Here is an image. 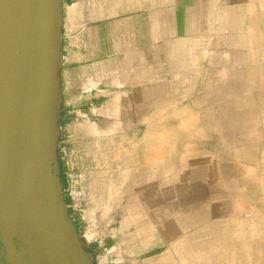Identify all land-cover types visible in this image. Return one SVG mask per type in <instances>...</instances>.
Instances as JSON below:
<instances>
[{"label":"crops","instance_id":"obj_1","mask_svg":"<svg viewBox=\"0 0 264 264\" xmlns=\"http://www.w3.org/2000/svg\"><path fill=\"white\" fill-rule=\"evenodd\" d=\"M243 3L62 0L63 196L75 211L88 179L97 187L90 204L108 211L98 223L111 264H225L227 220L249 209L213 201L227 191L212 185V125L224 115L182 93L210 73L205 45L231 40Z\"/></svg>","mask_w":264,"mask_h":264},{"label":"water","instance_id":"obj_2","mask_svg":"<svg viewBox=\"0 0 264 264\" xmlns=\"http://www.w3.org/2000/svg\"><path fill=\"white\" fill-rule=\"evenodd\" d=\"M62 0H0V233L31 264H94L59 161Z\"/></svg>","mask_w":264,"mask_h":264},{"label":"rangeland","instance_id":"obj_3","mask_svg":"<svg viewBox=\"0 0 264 264\" xmlns=\"http://www.w3.org/2000/svg\"><path fill=\"white\" fill-rule=\"evenodd\" d=\"M243 5V12L238 14L239 17L243 15L242 23L236 31H230L231 40L226 42L225 33L222 32V38H212L208 47L205 45L204 54L210 73L196 82L194 90L182 93L185 94L182 104L212 107L216 112L222 110V125L219 120L212 125L218 126L212 129V185L214 189L226 187L227 191L212 194L213 201L245 202V208L248 207L249 211H240L237 217L227 220L228 239L230 241L231 236L242 229L247 230L252 223L256 224V240L254 238L249 248L263 257L264 0H245ZM236 108H242V111ZM221 115L212 114L213 117ZM225 173L227 178L224 177ZM76 180L70 176L67 184L74 185ZM89 182L90 179L84 187L86 192L81 189L79 197L85 203L78 205L75 211L69 210V217L85 249L96 258L94 264H111L107 226L98 223L109 221L108 211L91 209L92 191L97 187L93 189ZM64 196L69 197L67 192ZM238 237L240 240V234ZM241 241L248 244L243 239ZM263 258L261 264L264 263ZM242 264L247 262L243 261Z\"/></svg>","mask_w":264,"mask_h":264},{"label":"bare ground","instance_id":"obj_4","mask_svg":"<svg viewBox=\"0 0 264 264\" xmlns=\"http://www.w3.org/2000/svg\"><path fill=\"white\" fill-rule=\"evenodd\" d=\"M257 39V38H256ZM170 105V104H169ZM166 106V105H165ZM176 111V110H175ZM183 111V110H182ZM186 112V111H184ZM188 113V112H187ZM179 114V113H178ZM176 115V114H175ZM182 115V114H181ZM179 116V115H178ZM199 116V115H198ZM176 117V116H175ZM191 118V117H190ZM193 118V117H192ZM177 120V119H176ZM183 120V119H182ZM193 120V119H192ZM191 120V121H192ZM195 122V121H194ZM187 126V125H186ZM183 127H185L183 125ZM190 128V127H189ZM198 129V128H197ZM189 132V131H187ZM193 132V131H192ZM191 132V133H192ZM160 137V136H159ZM196 138V137H195ZM165 139H168V138H165ZM163 140V139H162ZM164 142V141H163ZM167 143V142H166ZM188 144V143H187ZM217 144V143H216ZM163 145V144H162ZM192 145V144H191ZM190 143H189V146H191ZM212 146L213 143H212ZM163 147V146H162ZM192 147V146H191ZM159 149V148H158ZM156 150V149H155ZM192 152V151H191ZM184 153V152H183ZM181 156V154H180ZM183 162V161H182ZM158 170V169H157ZM262 170V169H261ZM264 173V172H263ZM162 174V173H161ZM128 178V176H127ZM262 183V182H261ZM105 208V207H104ZM111 209V208H109ZM257 210V209H255ZM105 211V210H104ZM261 212V211H260ZM258 213V212H257ZM95 219V218H94ZM208 222V221H207ZM255 223V222H254ZM255 226L256 224H251L250 227H248V229L245 231L244 229H242V231H238V234L237 235H233L231 236L230 238V241H228V244H227V248H226V251H225V260L224 263L225 264H242L243 261L247 262V264H261V259L264 257V250H261V254L263 257H260L259 254H257L256 250L253 252L251 248H249V246L251 244H253V240L255 238L256 240V233L255 232ZM257 227V226H256ZM96 232V231H95ZM261 232V231H260ZM97 234V233H96ZM240 234V237L241 239H243V241H247L248 244L245 245L241 239L238 240V236ZM259 234V233H258ZM262 234V233H261ZM240 241V242H239ZM264 243V242H263ZM254 246V245H253ZM251 247V246H250ZM254 249V248H253ZM259 249V247H258ZM259 255V257H258ZM259 259V260H258ZM264 259V258H263ZM260 261L258 263V261ZM213 262V261H212ZM223 263V261H222ZM264 264V263H263Z\"/></svg>","mask_w":264,"mask_h":264},{"label":"flooded vegetation","instance_id":"obj_5","mask_svg":"<svg viewBox=\"0 0 264 264\" xmlns=\"http://www.w3.org/2000/svg\"><path fill=\"white\" fill-rule=\"evenodd\" d=\"M0 264H31L27 246L17 238L3 237L0 233Z\"/></svg>","mask_w":264,"mask_h":264},{"label":"trees","instance_id":"obj_6","mask_svg":"<svg viewBox=\"0 0 264 264\" xmlns=\"http://www.w3.org/2000/svg\"><path fill=\"white\" fill-rule=\"evenodd\" d=\"M61 177H62L64 186H66V173H65V170L62 168V163H61Z\"/></svg>","mask_w":264,"mask_h":264}]
</instances>
